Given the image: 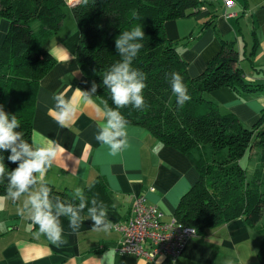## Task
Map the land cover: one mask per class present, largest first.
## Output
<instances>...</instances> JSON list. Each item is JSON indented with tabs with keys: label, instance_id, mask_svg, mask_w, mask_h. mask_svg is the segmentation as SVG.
I'll use <instances>...</instances> for the list:
<instances>
[{
	"label": "crops",
	"instance_id": "obj_1",
	"mask_svg": "<svg viewBox=\"0 0 264 264\" xmlns=\"http://www.w3.org/2000/svg\"><path fill=\"white\" fill-rule=\"evenodd\" d=\"M77 1L69 0L68 4ZM213 4L200 7L194 15L168 21L165 31L170 40L183 44L178 49L191 77L206 70L224 43H233L249 88L242 92L225 88L207 94V98L215 101L224 114L235 115L251 129L264 114V0H235L233 9L222 2ZM68 9L72 11L71 6ZM67 17V25L64 22L59 32L45 42L55 63L39 85L32 138L45 144L55 141L67 150L44 176L56 192L74 197V188H82L85 194L97 179L105 181L103 203L115 227L109 232L93 231V221L86 215L82 216V227L73 233L67 218L61 217L67 242L56 247L43 235L37 238L38 226L26 213L20 215L22 199L13 202L1 196L0 223L6 225V230L0 231V264H262L259 252L264 216L255 226L240 216L198 234L176 261L164 255L149 260L120 253L123 234L117 226L127 224L133 199L144 195L148 204L159 208L170 220L198 182L199 173L193 162L173 147L164 145L154 152L159 141L140 125H128L129 146L117 156H111L107 146L97 142L98 126L103 123V112L97 109H102V104L96 96L85 103L82 93L76 90L89 91L91 85L77 62L79 29L75 20L71 25L70 11ZM9 28V21L0 16V46ZM53 93H62L75 105V114L66 127L56 122Z\"/></svg>",
	"mask_w": 264,
	"mask_h": 264
},
{
	"label": "trees",
	"instance_id": "obj_2",
	"mask_svg": "<svg viewBox=\"0 0 264 264\" xmlns=\"http://www.w3.org/2000/svg\"><path fill=\"white\" fill-rule=\"evenodd\" d=\"M201 0H80L72 7V15L80 33L77 62L88 79L99 87L96 97L107 100L109 90L102 77L121 57L115 48L120 32L143 25L145 37L133 68L146 76L143 90L145 108L131 106L119 109L128 125H140L165 146L185 154L195 165L199 180L183 197L175 217L198 234L219 227L240 216L257 225L264 215V114L249 129L231 114H224L207 94L229 89L242 92L249 88L239 66V54L233 43H224L218 56L197 77L188 73L178 44L165 31L166 22L196 14ZM70 5L67 0H0V16L10 23L0 46V104L9 114L17 115L25 140H33V121L39 85L55 61L45 42L62 28ZM136 13L140 19H135ZM35 22H40L38 31ZM173 72L180 73L188 87L190 101L182 107L170 87ZM254 147L259 149L258 167L249 178L241 165L242 158ZM10 151L0 152L9 171L18 164L10 162ZM7 181H0V197H7ZM51 188V187H50ZM51 195L78 205L74 197L56 192ZM85 196L102 201L106 183L97 179ZM86 216L87 210L81 213ZM263 243L259 259L264 264Z\"/></svg>",
	"mask_w": 264,
	"mask_h": 264
},
{
	"label": "clouds",
	"instance_id": "obj_3",
	"mask_svg": "<svg viewBox=\"0 0 264 264\" xmlns=\"http://www.w3.org/2000/svg\"><path fill=\"white\" fill-rule=\"evenodd\" d=\"M133 17L140 19L136 13H133ZM144 37L145 32L141 24L120 32L115 38V48L121 59L102 77V84L109 90L114 107H110L107 100L101 101L102 109L97 110L103 112V123L98 126L95 139L107 146L111 156L119 155L129 146L128 121L119 109L131 106L141 110L146 106L143 96V90L147 86L146 76L142 71L132 67L133 61L143 47L141 41ZM98 87L99 85L93 81L89 91L76 90L82 93L85 103H91ZM170 87L178 106L182 107L190 101L188 87L180 73L171 74ZM52 100V111L56 113L57 124L66 127L67 121L75 114V105L71 100L65 99L62 93H53ZM252 106L256 107V103L253 102ZM20 126L17 115L7 113L0 104V152L10 151L7 159L18 164L15 169L9 171L3 162L4 157L0 156V181H7L6 193L10 200L15 202L22 199L20 215L26 213L31 222L38 226L37 238L43 235L52 245L63 246L67 241L64 239L61 217L67 218L70 230L75 233L82 227L84 218L81 213L85 209L89 219L93 221L91 230L111 231L115 225L108 217L107 206L96 197L89 201L82 188L76 187L73 190L74 198L79 201L78 205L51 195V188L44 181V176L60 154L67 150L55 141L45 144L25 140V134L16 131ZM163 147V142H158L153 151L158 153ZM4 230L6 225L0 223V231ZM160 259L163 260V257Z\"/></svg>",
	"mask_w": 264,
	"mask_h": 264
},
{
	"label": "built area",
	"instance_id": "obj_4",
	"mask_svg": "<svg viewBox=\"0 0 264 264\" xmlns=\"http://www.w3.org/2000/svg\"><path fill=\"white\" fill-rule=\"evenodd\" d=\"M218 4L227 9L235 7V0H201ZM207 7L203 5L202 8ZM123 234L120 253L154 260L164 255L176 261L188 242L198 235L195 228L183 225L176 217L165 219L164 213L147 203L144 195L133 199L131 215L127 224L117 226ZM193 229V231H192Z\"/></svg>",
	"mask_w": 264,
	"mask_h": 264
},
{
	"label": "rangeland",
	"instance_id": "obj_5",
	"mask_svg": "<svg viewBox=\"0 0 264 264\" xmlns=\"http://www.w3.org/2000/svg\"><path fill=\"white\" fill-rule=\"evenodd\" d=\"M67 1H69V0H67ZM76 4L78 3V1L77 2H75ZM73 4V3H72ZM71 4V5H72ZM70 11V21H71V25L73 26L74 25V23L76 22H74V18H72L73 17V15H72V11H71V9H68V8H66V13L67 12H69ZM67 21H68V17L66 16V20H65V24L67 25ZM170 21V20H169ZM168 22V21H167ZM166 22V23H167ZM77 25V24H76ZM40 26H41V23L40 22H35V24H34V29L35 30H37V29H39L40 28ZM178 45H183L182 43H181V41L180 42H178ZM258 151H259V149L257 148V147H254L252 150H250L249 151V153H248V156H247V158H245V160L242 162V167L243 168H247V174H248V177L249 178H251L252 177V174H253V172H254V170L256 169V167H258V165H257V163H258V155H257V153H258ZM249 156L253 159H249ZM252 160V163L250 162V163H247V161H251ZM252 169H254L253 171H252ZM264 216V215H263Z\"/></svg>",
	"mask_w": 264,
	"mask_h": 264
},
{
	"label": "water",
	"instance_id": "obj_6",
	"mask_svg": "<svg viewBox=\"0 0 264 264\" xmlns=\"http://www.w3.org/2000/svg\"><path fill=\"white\" fill-rule=\"evenodd\" d=\"M78 4V3H77ZM76 5V3H73L72 5L70 4L71 7H74Z\"/></svg>",
	"mask_w": 264,
	"mask_h": 264
}]
</instances>
